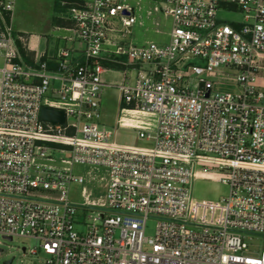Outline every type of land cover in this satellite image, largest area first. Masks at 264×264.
Returning <instances> with one entry per match:
<instances>
[{"label":"built area","instance_id":"built-area-1","mask_svg":"<svg viewBox=\"0 0 264 264\" xmlns=\"http://www.w3.org/2000/svg\"><path fill=\"white\" fill-rule=\"evenodd\" d=\"M157 1L169 43L134 46L123 0H60L64 38L82 48L60 50L52 70L24 62L17 0H0V237L38 241L45 264H264L243 237H264V0ZM109 89L122 112L157 117L152 133L132 127L149 146L114 141L101 113ZM43 108L65 112L64 124L43 121ZM74 165L108 169L103 207L68 200L84 183ZM198 178L228 186V197L194 198ZM78 208L96 213L78 223Z\"/></svg>","mask_w":264,"mask_h":264},{"label":"rangeland","instance_id":"rangeland-1","mask_svg":"<svg viewBox=\"0 0 264 264\" xmlns=\"http://www.w3.org/2000/svg\"><path fill=\"white\" fill-rule=\"evenodd\" d=\"M34 0L33 15L25 17V22L34 23L37 19H41V11L38 2ZM43 1V0H42ZM84 1V0H83ZM88 2V0H86ZM92 0H89V2ZM125 4L134 9L136 23L133 25L132 31L128 39L134 46H143L148 42H155L159 45H166L169 43V33L172 29V20L164 16L161 12H156L155 8L159 6L157 0H123ZM59 5V3H58ZM57 17L67 16V10L60 12L55 11ZM221 17L227 21H241L243 15L234 12H222ZM40 21V20H39ZM40 23V22H39ZM67 35V34H66ZM70 34L67 35V37ZM72 43L62 42V46H70ZM75 45H78L76 43ZM121 79L120 74L106 73L104 80L108 83L117 82ZM259 87L264 91V73L260 75ZM221 92H234L232 87H222ZM123 105L120 103L119 94L115 89H109L105 92L101 101V113L103 115L102 122L109 126L114 131V141L121 145L129 146H149L144 140L138 137V130H134L131 126H123L119 124L120 118L140 119L148 126L146 133H152L155 129L157 117L155 115H140L134 116L130 113L122 112ZM57 160L68 159V155L56 152L52 155ZM59 162V161H58ZM42 164L49 163L48 161H41ZM55 164V163H54ZM74 175L80 176L84 179V183L71 184L68 190V200L76 206L103 207L105 205L107 187L109 182V171L104 166L96 165H74L71 168ZM203 176L202 173L198 174ZM193 196L198 200L218 201L226 198L229 195L230 189L212 178H198L193 184ZM96 213L94 210H84L78 208L76 211V221L78 223H88L87 216ZM156 221L151 219L148 222V231L152 232L155 228ZM80 230V228H78ZM244 241L248 244V255L258 256L264 251V237L244 235ZM40 243L33 239L15 238L13 241L4 240L0 237V249L3 250V255L0 258V264H6L11 259L12 264H33L38 262L44 263V255L39 250ZM23 248H27L30 252L38 250V255H25Z\"/></svg>","mask_w":264,"mask_h":264},{"label":"crops","instance_id":"crops-1","mask_svg":"<svg viewBox=\"0 0 264 264\" xmlns=\"http://www.w3.org/2000/svg\"><path fill=\"white\" fill-rule=\"evenodd\" d=\"M35 2H38L40 6L42 18L39 19L40 21L37 19L34 23H27L25 22L24 16L29 17V15H33L34 0H17L13 17V27L17 37L20 38L18 40V47L24 62L28 66L35 67L40 62L45 61L49 69L54 70L57 67L60 50H78L82 48V45L64 38L68 33L63 29L69 27V23L63 19L64 16L57 17V14H55L56 10L60 12L64 10L60 5V0H40ZM62 42L72 44L70 46H62ZM76 43L78 45H75ZM125 113H130L134 116L142 115L128 111H125ZM145 124L140 119L121 118V125L123 126L144 127Z\"/></svg>","mask_w":264,"mask_h":264},{"label":"water","instance_id":"water-1","mask_svg":"<svg viewBox=\"0 0 264 264\" xmlns=\"http://www.w3.org/2000/svg\"><path fill=\"white\" fill-rule=\"evenodd\" d=\"M40 117L43 121L50 122L52 124H64L65 122V112L61 110H55L51 108H43L41 110ZM11 241V239H9ZM13 259L7 262V264H12ZM33 264H37L34 262Z\"/></svg>","mask_w":264,"mask_h":264},{"label":"trees","instance_id":"trees-1","mask_svg":"<svg viewBox=\"0 0 264 264\" xmlns=\"http://www.w3.org/2000/svg\"><path fill=\"white\" fill-rule=\"evenodd\" d=\"M105 67H109V66H112V67H114V68H117V67H115L114 65H109V64H107V63H102Z\"/></svg>","mask_w":264,"mask_h":264}]
</instances>
